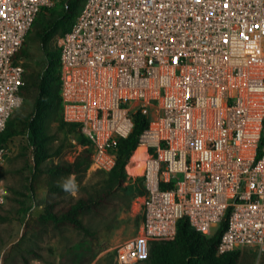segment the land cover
<instances>
[{"label":"built area","instance_id":"1","mask_svg":"<svg viewBox=\"0 0 264 264\" xmlns=\"http://www.w3.org/2000/svg\"><path fill=\"white\" fill-rule=\"evenodd\" d=\"M61 2L0 0V134L23 104L18 54ZM58 48L63 120L91 142L90 171L115 168L137 111L149 121L143 173L126 167L143 220L115 264L147 260L184 218L208 238L226 224L218 255L264 252V0H87ZM9 155L0 146V167ZM8 195L0 183V207Z\"/></svg>","mask_w":264,"mask_h":264},{"label":"rangeland","instance_id":"2","mask_svg":"<svg viewBox=\"0 0 264 264\" xmlns=\"http://www.w3.org/2000/svg\"><path fill=\"white\" fill-rule=\"evenodd\" d=\"M69 2L62 0L50 12L41 14L32 27L25 45L29 53L25 62L29 75L42 73L46 63L45 54L36 37L37 30L56 21ZM60 37H54L57 47ZM34 94V84L30 81L23 104L12 119L13 128L19 135L7 144L10 155L0 167V183L9 193L5 204L0 207V264H115L117 248L136 237L142 224V178H137L136 184H133L132 178H128L127 187L117 191L99 212L91 211L82 217L92 235L65 225L57 228L51 223H38L37 219L49 208L60 211L69 203L70 196L78 197L85 189L92 190V187L100 185L105 174L88 170L79 179L75 176H61L59 182L74 180L78 191L59 200L50 195L48 176L35 171L34 151L28 145L25 127L33 112ZM48 136L52 152L61 149L62 154L57 159L46 160L43 169L62 161L74 162L83 150L75 142L73 133L62 129L55 120L48 122ZM263 256L264 252L259 250H245L240 264H262Z\"/></svg>","mask_w":264,"mask_h":264},{"label":"trees","instance_id":"3","mask_svg":"<svg viewBox=\"0 0 264 264\" xmlns=\"http://www.w3.org/2000/svg\"><path fill=\"white\" fill-rule=\"evenodd\" d=\"M86 1L70 0L56 21L49 22L37 30L36 37L46 57L43 72L29 75L26 70V64H24L26 86L23 88L21 96L24 98L30 81L33 82L35 88L33 112L27 120V124H25L28 145L34 151L36 173H45L48 176L49 193L58 200L70 194L62 189L61 185L63 182H59L58 178L61 176H75L76 179L83 177L90 168L93 154V147L89 139L80 132L76 125L67 124L63 120L60 98L61 59L59 48L54 44L56 35L63 36L70 31ZM51 10L52 8L42 9L35 23L41 14ZM30 32L26 38L25 45ZM25 45L19 52L18 57L26 60L29 57V53ZM14 114L8 121L5 131L0 134V146H7L12 139L19 135V132L12 125ZM134 117V131L129 138L118 142L116 147V166L109 173L102 172L105 174V179L102 183L92 187V190L85 189V192L78 197L70 196L69 203L63 206L60 211L49 208L37 219L38 223L43 225L51 223L57 228L65 225L86 235H92V232L85 226L82 217L91 211L99 212V209L107 204L117 191L127 187L130 178L126 167L130 161L132 163L127 169L129 173L136 175L138 172L137 168H133V163L137 159L136 149L139 144V137L148 127L149 121L140 111H137ZM50 120L59 122L62 129L73 133L75 141L83 147V150L74 162L62 161L53 164L47 169H43L42 165L46 160L57 159L62 154L61 149L52 152L48 136V122ZM140 180L143 181V179ZM136 183L137 180L133 182V184ZM145 195L146 189L143 182L141 196ZM225 230L226 224L223 223L217 233L213 237L208 238L193 228L189 220L184 218L178 223L175 240L153 243L150 255L147 260L143 261V264H240L244 251H233L218 255L221 237ZM262 264H264V256Z\"/></svg>","mask_w":264,"mask_h":264},{"label":"bare ground","instance_id":"4","mask_svg":"<svg viewBox=\"0 0 264 264\" xmlns=\"http://www.w3.org/2000/svg\"><path fill=\"white\" fill-rule=\"evenodd\" d=\"M136 155H137V159L135 160V162L133 163V168H137V174L135 176H141L143 173V168H144V161L147 158V155L145 153V148L144 147H139L136 151ZM132 162L130 161L127 164V169L128 166H130ZM129 172V171H128ZM130 174V173H129ZM130 175H134V174H130Z\"/></svg>","mask_w":264,"mask_h":264},{"label":"clouds","instance_id":"5","mask_svg":"<svg viewBox=\"0 0 264 264\" xmlns=\"http://www.w3.org/2000/svg\"><path fill=\"white\" fill-rule=\"evenodd\" d=\"M62 189L70 194H75L78 191V186L74 180H67L61 185Z\"/></svg>","mask_w":264,"mask_h":264}]
</instances>
